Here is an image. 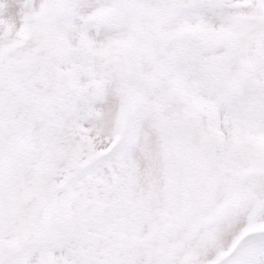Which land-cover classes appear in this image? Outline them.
I'll return each mask as SVG.
<instances>
[{
	"label": "snow or ice",
	"instance_id": "6c2138e0",
	"mask_svg": "<svg viewBox=\"0 0 264 264\" xmlns=\"http://www.w3.org/2000/svg\"><path fill=\"white\" fill-rule=\"evenodd\" d=\"M0 264H264V0H0Z\"/></svg>",
	"mask_w": 264,
	"mask_h": 264
}]
</instances>
